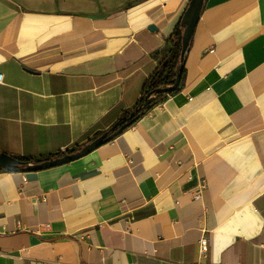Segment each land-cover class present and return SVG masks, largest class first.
<instances>
[{
  "label": "crops",
  "instance_id": "1",
  "mask_svg": "<svg viewBox=\"0 0 264 264\" xmlns=\"http://www.w3.org/2000/svg\"><path fill=\"white\" fill-rule=\"evenodd\" d=\"M189 2L0 0V152L108 131ZM185 67L179 93L89 155L0 168V264H264V0H205Z\"/></svg>",
  "mask_w": 264,
  "mask_h": 264
},
{
  "label": "trees",
  "instance_id": "2",
  "mask_svg": "<svg viewBox=\"0 0 264 264\" xmlns=\"http://www.w3.org/2000/svg\"><path fill=\"white\" fill-rule=\"evenodd\" d=\"M183 26L179 24L170 38L168 39L167 47L160 52L163 59L158 66V68L154 71V73L150 76L147 80L143 95L138 102L137 106L131 110L126 112L123 118H121L115 125H113L108 131L110 133L116 132L120 127L132 121V124L126 127L121 133L129 129L133 126L138 120H140L143 116H145L152 108H154L157 104L165 100V98L169 95L179 93L186 80V58L189 53V50L192 46L193 38L189 44L188 51L182 55V44L181 38L183 34ZM181 73V83L179 87L174 91L169 92H161L160 89H166L171 87L174 84V81L177 75ZM133 114V117L129 119L130 115ZM107 132V131H106ZM120 133V134H121ZM103 133L99 134L97 137L102 135ZM119 134V135H120ZM116 138V137H115ZM114 138V139H115ZM78 149L69 151V152H76ZM64 153H59L57 155L41 157L39 159H31V158H19L22 162L26 163H39L41 161L47 160L49 158H56L62 156ZM25 166H13L9 169V171H17V170H24Z\"/></svg>",
  "mask_w": 264,
  "mask_h": 264
},
{
  "label": "water",
  "instance_id": "3",
  "mask_svg": "<svg viewBox=\"0 0 264 264\" xmlns=\"http://www.w3.org/2000/svg\"><path fill=\"white\" fill-rule=\"evenodd\" d=\"M205 0H190L189 5L182 17L181 25L183 26V34L181 38L182 44V55H184L188 51L189 44L194 36L195 29L198 25V22L201 17V13L203 11ZM150 30H155L154 26H150ZM181 83V73H179L174 81V84L166 89H160L161 92H169L176 90ZM133 117V114L130 115L129 119ZM132 121H129L120 129H118L114 133H110L111 131H107L97 137L95 140L85 145L77 152L64 153L62 156L56 158H49L47 160L41 161L39 163H26L22 162L19 158L9 155L7 153L0 152V168L9 170L13 166H25V171H40L56 166H60L63 164H67L78 160L82 157H85L101 147L102 145L112 141L115 137H117L126 127L130 126Z\"/></svg>",
  "mask_w": 264,
  "mask_h": 264
},
{
  "label": "built area",
  "instance_id": "4",
  "mask_svg": "<svg viewBox=\"0 0 264 264\" xmlns=\"http://www.w3.org/2000/svg\"><path fill=\"white\" fill-rule=\"evenodd\" d=\"M211 52H213V50H211ZM2 80H3V74L0 72V83L2 82ZM65 153H67V152L65 151ZM200 246H201L202 253H204V254L207 253L209 245H208V240L206 237H203L200 240ZM34 264H49V263L40 262V263H34Z\"/></svg>",
  "mask_w": 264,
  "mask_h": 264
},
{
  "label": "rangeland",
  "instance_id": "5",
  "mask_svg": "<svg viewBox=\"0 0 264 264\" xmlns=\"http://www.w3.org/2000/svg\"><path fill=\"white\" fill-rule=\"evenodd\" d=\"M128 1V5H132V4H136V3H139L143 0H127Z\"/></svg>",
  "mask_w": 264,
  "mask_h": 264
}]
</instances>
